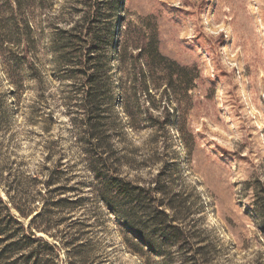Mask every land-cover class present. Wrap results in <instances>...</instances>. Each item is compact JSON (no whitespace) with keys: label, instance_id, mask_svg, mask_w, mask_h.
I'll return each mask as SVG.
<instances>
[{"label":"rangeland","instance_id":"rangeland-1","mask_svg":"<svg viewBox=\"0 0 264 264\" xmlns=\"http://www.w3.org/2000/svg\"><path fill=\"white\" fill-rule=\"evenodd\" d=\"M99 2L112 84L86 108L54 51L86 0H0V264H264V0ZM125 35L179 64L170 95H123ZM103 172L143 203L107 201Z\"/></svg>","mask_w":264,"mask_h":264},{"label":"trees","instance_id":"trees-1","mask_svg":"<svg viewBox=\"0 0 264 264\" xmlns=\"http://www.w3.org/2000/svg\"><path fill=\"white\" fill-rule=\"evenodd\" d=\"M99 1L100 0H86L85 10L81 19L70 29L63 30L57 34L56 43H64L66 45H64L62 49L58 47L54 49L59 59H68V61L75 59L73 61L76 62H74L73 65L76 67L78 66L79 68H77V71L81 73V93L85 99L84 105L86 108H89L90 105L93 104L91 99H95L97 93L104 91V89L111 90L112 84V78L106 71L105 50H107L106 46L113 42L104 37L105 31L109 26L102 21L100 22L101 18H99V16L102 9H100ZM27 28L28 34L24 36V39L27 41L26 43L30 41L29 38L32 34L31 26L28 25ZM125 32H127V30H125ZM117 42L118 67L116 71L121 74L119 88L123 95L126 96L131 94V92L136 94L139 90H147L152 96L151 87L153 85L151 82L156 85V90L160 87L159 82L164 84L165 93L170 95L169 86L175 85L179 80H182L183 74L181 71L174 70V67L179 66V64L163 55L153 42H149L143 47H137L134 37L129 39L126 35L118 39ZM157 73H160L159 77ZM169 101L170 102L164 105L166 115H168L166 116L167 120H169L168 117L170 115V103H173L174 100L169 96ZM128 108L127 106V112L129 111ZM94 121V118L93 120L89 118V120H85V125L91 126ZM97 160L102 164V168H100L99 171H104V169H106L104 167H106L107 163L105 152L98 153ZM102 176L104 178V186L108 187L104 195L107 201L112 202L123 197L127 199L128 202L135 201L140 204L143 203L144 200L139 198L136 191L129 185L126 184V186L124 185L122 187V184H116V180L114 181L107 172H103ZM259 199L256 205L264 229V197ZM2 210L7 211L8 207L0 193V211ZM155 212L163 215L167 219V222L170 223L167 227L168 230L176 231V233L179 234L172 239L174 243L187 241L188 237L186 236L185 229L180 225H174L175 220L170 219V214H168L165 209H156ZM12 221L18 222L15 218ZM10 222L11 221H7L6 218H2L0 215V236L6 234ZM198 253L200 255L201 248H199Z\"/></svg>","mask_w":264,"mask_h":264}]
</instances>
